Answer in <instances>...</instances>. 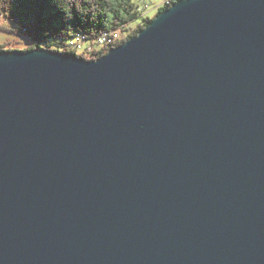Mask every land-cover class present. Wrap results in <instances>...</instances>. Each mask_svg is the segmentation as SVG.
Listing matches in <instances>:
<instances>
[{
    "label": "water",
    "instance_id": "95a60500",
    "mask_svg": "<svg viewBox=\"0 0 264 264\" xmlns=\"http://www.w3.org/2000/svg\"><path fill=\"white\" fill-rule=\"evenodd\" d=\"M0 264H264V0L0 51Z\"/></svg>",
    "mask_w": 264,
    "mask_h": 264
},
{
    "label": "trees",
    "instance_id": "16d2710c",
    "mask_svg": "<svg viewBox=\"0 0 264 264\" xmlns=\"http://www.w3.org/2000/svg\"><path fill=\"white\" fill-rule=\"evenodd\" d=\"M169 6L170 4L159 7L157 13L151 18L145 17L147 24L133 29L120 42L117 35H110V33L117 32L119 28L139 18V13L136 11L139 9V2L136 0H0V14L15 22L20 28L0 26V31L25 34L37 42L26 49L42 47L39 42L44 41L52 47L59 45L60 50L50 49L62 52L69 51L64 47L69 46L67 42L72 38L75 45L85 37L110 35L108 41L98 48V50L107 51V46L120 45L133 35L136 36L161 10ZM65 40H67L66 43L63 42ZM12 49L14 48H5V44L0 45V51ZM103 54L105 52L100 53V56ZM84 57L89 56L84 54ZM89 58H95V51L94 56Z\"/></svg>",
    "mask_w": 264,
    "mask_h": 264
},
{
    "label": "rangeland",
    "instance_id": "374dc122",
    "mask_svg": "<svg viewBox=\"0 0 264 264\" xmlns=\"http://www.w3.org/2000/svg\"><path fill=\"white\" fill-rule=\"evenodd\" d=\"M148 1L151 4H159L161 2V0H148ZM136 2H140L142 4V6L144 5V0H136ZM157 11H158V8L154 7V9H151L146 17L151 18L154 14L157 13ZM146 24H147V22L144 20V18L139 17L130 23L128 32H131L133 29H137L140 25H146ZM0 26L6 27V28H13V29L19 28L17 26V24H15V22H12L8 18H6L3 14H0ZM117 37L120 38V35H117ZM63 42L66 43L67 40H65ZM73 42H75L74 38L70 39L67 42V45L73 46V44H74ZM35 43H37V42L35 40L30 39V37L25 35V34L19 35V34H15V32L0 31V45L5 44V48L12 47L14 49H26L28 46L30 47V46L34 45ZM39 43L44 48H57L60 50L59 45H55V47H52L51 44L44 42V41L39 42ZM99 47H101V46H98V48ZM97 57H99V56H97Z\"/></svg>",
    "mask_w": 264,
    "mask_h": 264
},
{
    "label": "built area",
    "instance_id": "2783aa9c",
    "mask_svg": "<svg viewBox=\"0 0 264 264\" xmlns=\"http://www.w3.org/2000/svg\"><path fill=\"white\" fill-rule=\"evenodd\" d=\"M175 1L176 0H161V2L159 4H151V3H149L148 0H144L143 9H136V11L139 13L138 15L140 18H145L147 16V14L150 12V10L154 9V7L159 9V7L165 6L167 4H172ZM129 25L130 24H127V25L119 28V31H117L115 33H110V35H120V42H121L129 34V32H128ZM110 35H107V36L98 35L95 38L85 37L83 40H81V42L77 43V51H74V50H69V51L74 52L75 54L84 57V49L93 50V51H95V58H96V56H100V53H102V52L107 53V51L111 47V46H107V51L98 50L99 41H101V40L108 41V38ZM85 58H89V57H85ZM89 59H94V58H89Z\"/></svg>",
    "mask_w": 264,
    "mask_h": 264
},
{
    "label": "bare ground",
    "instance_id": "6f19581e",
    "mask_svg": "<svg viewBox=\"0 0 264 264\" xmlns=\"http://www.w3.org/2000/svg\"><path fill=\"white\" fill-rule=\"evenodd\" d=\"M139 9H143V6H142V4L140 2H139ZM106 42L107 41L101 40V41H99L98 46L103 45V43H106ZM77 43H79V42H77ZM77 43L75 45L73 44V46H67V47H64V48L68 49V50L77 51ZM84 54L89 56V57H92V56H94V51L93 50H89V49H84Z\"/></svg>",
    "mask_w": 264,
    "mask_h": 264
}]
</instances>
